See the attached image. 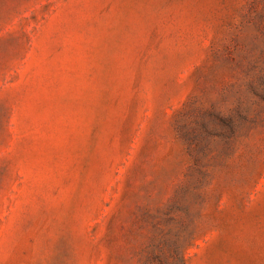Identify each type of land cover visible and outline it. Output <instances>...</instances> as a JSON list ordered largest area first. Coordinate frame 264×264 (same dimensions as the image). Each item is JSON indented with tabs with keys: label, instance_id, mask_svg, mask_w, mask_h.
<instances>
[{
	"label": "rangeland",
	"instance_id": "rangeland-1",
	"mask_svg": "<svg viewBox=\"0 0 264 264\" xmlns=\"http://www.w3.org/2000/svg\"><path fill=\"white\" fill-rule=\"evenodd\" d=\"M0 264H264V0H0Z\"/></svg>",
	"mask_w": 264,
	"mask_h": 264
}]
</instances>
